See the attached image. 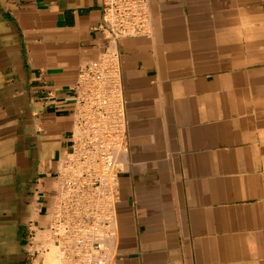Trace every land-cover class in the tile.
Wrapping results in <instances>:
<instances>
[{"label":"crops","instance_id":"obj_1","mask_svg":"<svg viewBox=\"0 0 264 264\" xmlns=\"http://www.w3.org/2000/svg\"><path fill=\"white\" fill-rule=\"evenodd\" d=\"M148 9L149 34L112 45L99 0H0V264L43 263L75 79L113 47L127 152L111 264H264V0Z\"/></svg>","mask_w":264,"mask_h":264},{"label":"built area","instance_id":"obj_2","mask_svg":"<svg viewBox=\"0 0 264 264\" xmlns=\"http://www.w3.org/2000/svg\"><path fill=\"white\" fill-rule=\"evenodd\" d=\"M97 30L112 45L149 34L148 0H99ZM73 133L55 183L45 232L64 264H111L120 160L127 152L117 53L107 48L77 73ZM41 233H44L43 231ZM48 241H44L47 243ZM47 247L42 246L41 251Z\"/></svg>","mask_w":264,"mask_h":264},{"label":"bare ground","instance_id":"obj_3","mask_svg":"<svg viewBox=\"0 0 264 264\" xmlns=\"http://www.w3.org/2000/svg\"><path fill=\"white\" fill-rule=\"evenodd\" d=\"M36 236H38V237H36V240L34 239L35 237L33 238L35 241L41 240L43 242V241L49 240V235L47 234V232H44L42 234L38 233ZM35 243H37V242H35ZM39 243H41V242H39ZM43 245H45L48 248V251L43 253L44 256L42 255L44 257V261H42L43 262L42 264H64L63 263L64 260H61L62 254L60 252H58V249L53 244H51V241L50 242L48 241L47 243H43ZM43 245L41 244L40 246H43Z\"/></svg>","mask_w":264,"mask_h":264}]
</instances>
